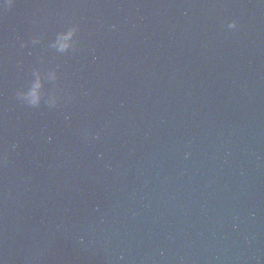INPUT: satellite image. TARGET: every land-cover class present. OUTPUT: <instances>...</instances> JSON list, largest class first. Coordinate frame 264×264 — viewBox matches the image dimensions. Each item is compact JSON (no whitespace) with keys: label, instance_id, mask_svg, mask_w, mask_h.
Here are the masks:
<instances>
[{"label":"water","instance_id":"water-1","mask_svg":"<svg viewBox=\"0 0 264 264\" xmlns=\"http://www.w3.org/2000/svg\"><path fill=\"white\" fill-rule=\"evenodd\" d=\"M11 2L0 264H264V0Z\"/></svg>","mask_w":264,"mask_h":264},{"label":"clouds","instance_id":"clouds-1","mask_svg":"<svg viewBox=\"0 0 264 264\" xmlns=\"http://www.w3.org/2000/svg\"><path fill=\"white\" fill-rule=\"evenodd\" d=\"M11 3H12L11 0H8V4H7V6H8V7H11ZM229 27H230L231 29H235V28H237V23H236V21H232V23L229 25ZM73 31H75V29H73ZM69 34H71V33H69ZM60 39H61V40L64 39V34H61ZM66 46H67V45H65V44H61V45H60L61 49L65 48ZM22 95H24L26 98H28V99L30 100V102H32V103H35V102H36V97H35L34 92L22 93Z\"/></svg>","mask_w":264,"mask_h":264}]
</instances>
